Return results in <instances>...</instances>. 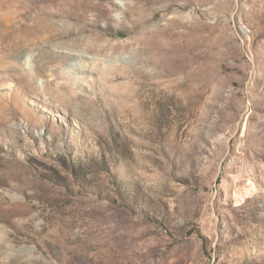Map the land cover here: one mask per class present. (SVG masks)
Instances as JSON below:
<instances>
[{
	"label": "rangeland",
	"instance_id": "obj_1",
	"mask_svg": "<svg viewBox=\"0 0 264 264\" xmlns=\"http://www.w3.org/2000/svg\"><path fill=\"white\" fill-rule=\"evenodd\" d=\"M0 264H264V0H0Z\"/></svg>",
	"mask_w": 264,
	"mask_h": 264
}]
</instances>
